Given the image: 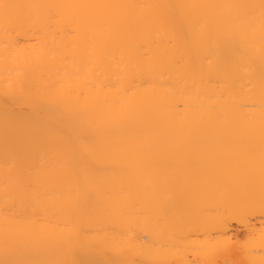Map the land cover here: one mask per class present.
I'll return each mask as SVG.
<instances>
[{
	"label": "bare ground",
	"instance_id": "bare-ground-1",
	"mask_svg": "<svg viewBox=\"0 0 264 264\" xmlns=\"http://www.w3.org/2000/svg\"><path fill=\"white\" fill-rule=\"evenodd\" d=\"M0 264H264V0H0Z\"/></svg>",
	"mask_w": 264,
	"mask_h": 264
}]
</instances>
